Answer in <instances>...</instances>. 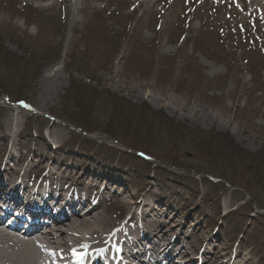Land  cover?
Instances as JSON below:
<instances>
[{"label":"rangeland","instance_id":"374dc122","mask_svg":"<svg viewBox=\"0 0 264 264\" xmlns=\"http://www.w3.org/2000/svg\"><path fill=\"white\" fill-rule=\"evenodd\" d=\"M139 1L0 0V164L54 171L117 224L146 202L198 262L264 264V25L239 0L125 17Z\"/></svg>","mask_w":264,"mask_h":264},{"label":"bare ground","instance_id":"6f19581e","mask_svg":"<svg viewBox=\"0 0 264 264\" xmlns=\"http://www.w3.org/2000/svg\"><path fill=\"white\" fill-rule=\"evenodd\" d=\"M31 1L38 2L39 0ZM239 1L242 3L240 8L245 11L242 19L255 15L260 18L263 26L264 0ZM152 3L153 0H140L124 16L131 18L134 12L146 11ZM65 9L70 12L69 3L65 5ZM72 9L74 10L75 7L73 6ZM75 20L73 16L72 22H75ZM205 62L212 67L213 63L211 61ZM56 77H58V74L52 69L41 75L38 84L41 96L47 92L48 85L56 80ZM141 95L140 93L135 97L138 98ZM1 99L0 102H2ZM23 107V105L18 104L15 110L22 112L26 109ZM214 119L202 112L191 121L207 125L214 122ZM5 123L9 125L12 123L11 119L6 117ZM6 135L9 137L11 134L7 132ZM95 138L102 141L109 140L111 144L121 146V144H117L118 142L105 136H95ZM7 170L6 163L0 164L1 206L3 200H8L9 202L7 201L6 204L10 205L14 211L19 210L20 213L17 215L22 217L23 212L28 215L34 213L30 212L27 206L37 208L34 200L36 197L42 199L43 196L46 199L54 200L56 196L60 198V205L57 207L59 212L51 221V225H45L41 215L35 216L36 219L34 220L30 217L29 224L21 230H17V226H15L17 224H11L8 227L0 225V264H65L66 261L67 264H76L79 261H86L88 264H143L137 262L141 258L145 264H152L153 262L160 264L163 257L169 256L166 260L170 262L174 260L172 256L173 252L176 251L175 247H177V251L174 257H180L175 263L204 264L205 262L204 259L199 263L197 262L198 258L193 255L195 254L194 250H190L188 245L184 244L185 241L174 243L176 237H173V225L166 229L159 219H155L150 215L152 207L146 202L143 204L145 209H137L132 205L128 218L117 224L98 207L99 203L95 199L88 197V195L69 191L68 187L62 185V180L55 179L56 174L54 171H49V175L43 174L42 179L46 182L36 184L28 183L27 178H24L27 175L26 169H23L22 173L17 168L11 171ZM92 186L89 184L88 187ZM17 189L22 191V194L20 192L18 194ZM12 198L14 201L11 200ZM74 205L77 207L82 205L83 207L81 211H75L68 218L66 214L60 213L62 208L60 206L72 207ZM39 206L41 207V204ZM41 208H43L41 212L46 213L48 205ZM3 214L4 212L0 209V220ZM130 220L132 221L130 222ZM35 228H37V232L34 233L33 229ZM30 231L31 234H29ZM147 239L154 240L149 258L144 256L146 250L143 246L141 247ZM223 263L226 264L227 260H223L221 264Z\"/></svg>","mask_w":264,"mask_h":264},{"label":"water","instance_id":"95a60500","mask_svg":"<svg viewBox=\"0 0 264 264\" xmlns=\"http://www.w3.org/2000/svg\"><path fill=\"white\" fill-rule=\"evenodd\" d=\"M105 137H107V136H105Z\"/></svg>","mask_w":264,"mask_h":264}]
</instances>
